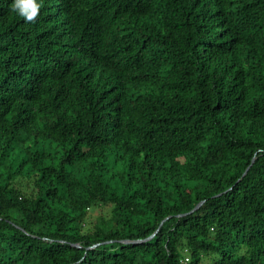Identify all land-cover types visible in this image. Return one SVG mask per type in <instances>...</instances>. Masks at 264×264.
I'll use <instances>...</instances> for the list:
<instances>
[{
	"label": "trees",
	"instance_id": "1",
	"mask_svg": "<svg viewBox=\"0 0 264 264\" xmlns=\"http://www.w3.org/2000/svg\"><path fill=\"white\" fill-rule=\"evenodd\" d=\"M0 264H264V0H0Z\"/></svg>",
	"mask_w": 264,
	"mask_h": 264
},
{
	"label": "rangeland",
	"instance_id": "2",
	"mask_svg": "<svg viewBox=\"0 0 264 264\" xmlns=\"http://www.w3.org/2000/svg\"><path fill=\"white\" fill-rule=\"evenodd\" d=\"M101 210V209H100ZM100 210L99 209H92V210H90V212H89V216H90V218H93L94 216H96L99 212H100ZM102 211V210H101Z\"/></svg>",
	"mask_w": 264,
	"mask_h": 264
},
{
	"label": "water",
	"instance_id": "3",
	"mask_svg": "<svg viewBox=\"0 0 264 264\" xmlns=\"http://www.w3.org/2000/svg\"><path fill=\"white\" fill-rule=\"evenodd\" d=\"M247 169H248V168H246V170H247ZM246 170L244 171V173H246ZM198 205H199V204H197L194 208H192L191 210H189V212H192L195 208H197ZM161 223H162V222H160V224H159V226H158L157 229H159ZM156 231H157V230H156ZM153 234H154V233H153ZM153 234H152V235H153ZM152 235H151V236H152Z\"/></svg>",
	"mask_w": 264,
	"mask_h": 264
},
{
	"label": "built area",
	"instance_id": "4",
	"mask_svg": "<svg viewBox=\"0 0 264 264\" xmlns=\"http://www.w3.org/2000/svg\"><path fill=\"white\" fill-rule=\"evenodd\" d=\"M188 260V256L185 257V261Z\"/></svg>",
	"mask_w": 264,
	"mask_h": 264
},
{
	"label": "bare ground",
	"instance_id": "5",
	"mask_svg": "<svg viewBox=\"0 0 264 264\" xmlns=\"http://www.w3.org/2000/svg\"><path fill=\"white\" fill-rule=\"evenodd\" d=\"M163 221V220H162ZM151 236V235H150Z\"/></svg>",
	"mask_w": 264,
	"mask_h": 264
}]
</instances>
